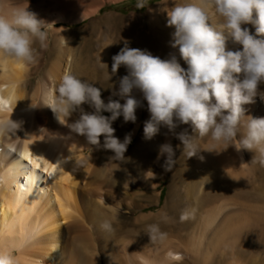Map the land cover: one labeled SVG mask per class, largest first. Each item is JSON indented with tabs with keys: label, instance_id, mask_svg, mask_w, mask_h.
Wrapping results in <instances>:
<instances>
[{
	"label": "bare ground",
	"instance_id": "1",
	"mask_svg": "<svg viewBox=\"0 0 264 264\" xmlns=\"http://www.w3.org/2000/svg\"><path fill=\"white\" fill-rule=\"evenodd\" d=\"M65 6L58 11L36 10V18L51 30L44 43L47 41V45L51 44L52 34L58 31L51 47L53 49L59 44L60 48L34 92L30 82L34 74L32 64H22L0 54V125H6L0 127V252H10L15 264H88L87 248L96 246L93 233L97 231L104 239L106 254L103 264H145V261L167 264L164 257L168 250L182 253L183 260L179 264H186V258L195 264H204L207 250L203 251V247L207 240L216 247L214 251H218L215 264H243L241 257L253 252L257 253L256 264H264V167L258 163L251 164L253 152L237 151L234 146L228 147L224 143H216L213 149V142L206 136L195 141L200 151L188 158L183 154L182 146H174L172 139L166 136L172 132L161 126L150 140L144 138L143 131L123 166L114 165L112 172H109L105 161L111 151L104 149V137H101L100 145H89L85 137L73 133L69 127L80 118V109L68 117L61 116L59 122L51 108L47 107L48 94L54 92L65 73L92 83L97 88L102 81L112 79L113 82L117 74H113L110 67L112 57L117 54V40L107 38L99 42L98 46L103 50L98 53L92 35L83 32L79 37H70L69 32L58 27L60 22H82L95 11H100L102 6L85 13L81 12L83 6L75 2ZM18 8L35 12V7L29 4L17 5L14 0H0V15L10 18ZM225 36L226 41H232L227 33ZM120 69L126 68L122 65ZM121 77L115 78L117 85ZM237 78L242 81L244 74H239ZM118 93L119 90L109 94L107 100L115 101ZM261 94H264V82L258 84L253 103L243 106L246 117L264 118ZM118 100L122 105L125 103V98L121 96ZM85 105L80 108L88 113ZM145 115L144 124L151 118L148 109ZM120 121L124 122L123 117L112 123L115 136L129 123L118 126L117 122ZM245 123L246 120L242 118L235 138L237 147L239 138L245 134ZM183 127L190 130V136L197 138L198 134L193 132L190 125L181 124L180 132L184 131ZM136 135V132L132 133L131 139ZM160 140V145H172L174 159L181 163L179 175L174 181L176 193L172 197V204L157 216L140 217L134 227L120 231L132 235L130 237L134 238V242L135 239L146 240L150 239L147 226L158 224L162 232L171 236L175 234L182 238L191 232V237L185 240L183 248L169 247L163 253L152 249L132 253L130 245L133 242L126 243L119 251L113 241L119 232L114 230L109 233L101 228L109 202L103 195L99 198V193L103 194L106 186L113 185L112 175L139 168ZM157 159L148 161L146 170L148 164ZM162 159L166 160V155L161 156ZM242 163L248 165L241 167ZM252 199L256 201L257 220L254 223L246 221L248 225L244 227L235 218L243 207L242 201ZM185 209L191 215L181 222L180 214ZM165 213L167 221L162 218ZM246 228L253 233V245L247 247L243 243H228L230 232L241 234ZM80 239H90L93 248L86 247L84 250L79 245Z\"/></svg>",
	"mask_w": 264,
	"mask_h": 264
},
{
	"label": "clouds",
	"instance_id": "2",
	"mask_svg": "<svg viewBox=\"0 0 264 264\" xmlns=\"http://www.w3.org/2000/svg\"><path fill=\"white\" fill-rule=\"evenodd\" d=\"M144 7V0H138L136 8ZM210 8L224 20L219 29L209 23L207 10ZM167 24L175 28L171 46L179 49L187 70L175 56L162 60L146 50L125 45L112 57L111 66L113 74L122 65L128 71L119 82L118 94L125 98L123 105L111 99L105 104L100 89L94 84L65 73L54 92L48 94L47 107L59 122L61 116L68 117L80 109V118L69 125L71 131L85 137L93 146L100 145L103 136L104 149L114 153L110 159L119 161L124 159L131 135H126L121 142L114 135L112 123L120 116L125 123L136 122V110L141 105L131 93L138 89L151 114L143 129L146 140L152 139L161 126L174 132L181 124L190 125L198 138L189 136L187 130L176 136L188 158L200 151L195 141L208 136L213 142L211 148L214 149L216 143H224L237 151L253 152L251 164L264 167V118L246 117L243 107L253 103L258 84L264 82V0H197L196 3L175 4L168 12ZM248 24L255 27V36L248 28H242ZM47 26L26 9H16L10 18L0 15V54L22 64L35 62L33 44L37 39L43 44ZM225 33L235 44L241 45L242 50H228ZM241 73L244 74L242 81L237 78ZM261 98L264 99V94ZM83 104H89L95 112L85 113L80 108ZM102 112L111 115L104 116ZM242 118L246 120L245 134L239 138L237 147L235 138ZM165 155L163 167L171 171L176 160L170 143L159 148L158 158ZM246 165L242 163L241 167ZM190 215L187 209L182 210L180 221L189 219ZM162 218L167 221V214ZM101 228L109 233L114 231L109 220H104ZM147 234L151 243L168 239V234L162 232L158 224L148 225ZM164 259L167 264H179L183 255L168 250ZM0 264H15V258L10 252H0ZM145 264L151 262L145 261Z\"/></svg>",
	"mask_w": 264,
	"mask_h": 264
},
{
	"label": "rangeland",
	"instance_id": "3",
	"mask_svg": "<svg viewBox=\"0 0 264 264\" xmlns=\"http://www.w3.org/2000/svg\"><path fill=\"white\" fill-rule=\"evenodd\" d=\"M71 2H75V4H79L80 6L82 5L83 7L81 12L83 13L87 12L88 10H95L97 7L100 6H102V9L97 12L95 11L90 17H88L82 22H78L75 24L65 22L58 23V27L69 32L68 35H70V37L71 35H76L79 37L83 32L87 35H92V38H94L95 40L94 48L96 49L98 47V49L96 50V52L98 53L102 52L103 50V47H99L98 43H102L107 38H109L110 41L117 40V42H119L116 51L117 53H119L120 50L125 45H127L130 48L146 50L150 52L153 56L160 57L162 60H168L172 56H175L180 66L187 70L188 65L180 57L179 49L173 48L171 46V44L174 42L173 34L175 32V28L169 27L167 24L168 12L175 6V4H188L186 3V1L144 0L145 7L142 9H137L136 4L138 0H14V3H16L17 5L29 4L30 6L35 7L34 14L44 10L58 11L62 8L67 7L65 5H69ZM37 9H39L38 12H36ZM207 11L209 15V23L213 27L218 28L221 24L224 23L223 18L217 16L215 14L214 9L210 8ZM243 27L248 28L250 34L254 36L256 35V30L253 25H242V28ZM44 31L46 32V36L50 35L51 33V30L47 28H45ZM57 36L58 31H55L54 34H52L51 36V44L47 45V41L46 43L43 42V44L40 41H37L38 43L34 47L36 53V60L35 62L31 63L34 67V74L30 79V82L32 83L31 90L33 92L40 86V78L43 76L50 62L53 61L56 53H58L59 51V44L52 49ZM226 48L228 50L233 51L242 50V46L235 44L233 41H227ZM111 66L112 63L110 64V67ZM120 68L117 70V74L114 76L113 82L111 79L109 81H102L99 83L101 98L105 95V97L102 98L105 104L109 102L107 100L108 95L119 90L120 85H117V83L115 82V78H120L121 76L123 77L125 74L128 73L127 69L121 71ZM115 87L116 89H114ZM131 95L136 98L141 105L136 110L137 120L135 123L129 122L128 125L125 126L126 128L120 130L115 137L118 139L122 137L120 141L123 142L126 135H131L134 132H136L137 135L133 139H131V145L127 147V151L124 154V159L119 161L111 160L110 156H113L114 153L110 152V154H108L105 161V166L107 163L106 168L108 167L109 172H112V167H115L116 165L123 166L127 155L130 153L131 150H133L137 146L139 137L144 129L143 116H146L145 113L148 109L147 101L143 98V93L140 92L138 89H134ZM119 98L120 95L115 101H119ZM85 108H88L89 114L95 112V109L90 105L88 106V104L85 105ZM101 114L104 116L111 115V113L108 112H102ZM121 117L123 116H120L116 120L120 119ZM124 123L125 122L121 121L117 122L118 126L123 125ZM138 127L139 131H137ZM180 127L181 125H179L171 134H166V136L172 139L171 141L174 146L176 144L181 145V142L179 140L178 142L176 138L177 134L180 133ZM183 130H187V133L189 135L190 130H188V128L183 127ZM160 144L161 140L158 142L155 150L151 154L149 153L150 155H147V158H145L143 164L139 168H133L125 174L118 173L117 175H112L111 177L113 180V185L110 184V186H106L103 189V194L99 193V198H101V196L103 195L105 200L107 199L109 202L108 206L104 211L105 220L111 221L112 225L114 226V230L119 232V234L113 240L116 242L119 251H122L121 249L123 248V246L126 245V243L133 242L130 245V247L133 249L132 253L135 251L145 252L146 249H152L159 253H163L169 247L183 248L182 246L185 244V240L188 241L191 237V232H189L187 234H184L182 238L178 237L175 234H173V236L168 234V239L162 243H151L150 239H135L136 241L134 242V238L130 237L132 235H129L124 231H120L121 229L124 230L134 227L136 220L140 217L157 216L160 212H162V210L170 208L172 204V197L176 193L174 181L179 175L178 169L181 163L176 160V164L172 167V170L165 171L163 167L165 160H161V156H159L157 160L152 161L148 164L146 170V165L148 161L156 159L158 157L159 148L161 146ZM127 179L130 180H128L126 182V186L123 187L124 182ZM116 180L118 181V183L116 182ZM242 202L243 207L235 219L236 221L243 223L245 227L248 225V223H254L257 220V207L256 201L253 199L244 200ZM110 207L112 215L110 213ZM246 221L248 223H246ZM93 234L95 238L94 245H96L94 248V245L91 244L90 239H80L79 245L84 248V250L86 249V247L93 248H87V254L89 255L88 257L90 264H93L94 261H96V264H103V261L105 259L104 255L106 254L103 248L104 239L101 233L98 234L97 231ZM253 237V233H249L246 228L241 234H239V232H230L228 234V243L230 245H237L243 243L247 245V247H249L250 245L254 244V242L252 241ZM222 243L223 242H221V245ZM212 245L213 244H211L209 240L205 242L203 251H207L204 264H215L216 262L215 260L218 251H214L216 247L214 248V246ZM118 250H116V253ZM123 258L126 259V262L129 261L125 255ZM241 258L243 264H256V261L258 259L257 253L255 252L250 254H244V256H242ZM186 262V264H195L191 261V259L188 258H186Z\"/></svg>",
	"mask_w": 264,
	"mask_h": 264
}]
</instances>
